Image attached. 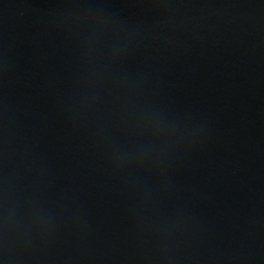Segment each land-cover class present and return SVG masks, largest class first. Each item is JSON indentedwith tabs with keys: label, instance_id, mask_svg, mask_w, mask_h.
I'll return each instance as SVG.
<instances>
[{
	"label": "water",
	"instance_id": "1",
	"mask_svg": "<svg viewBox=\"0 0 264 264\" xmlns=\"http://www.w3.org/2000/svg\"><path fill=\"white\" fill-rule=\"evenodd\" d=\"M0 264H264V0H0Z\"/></svg>",
	"mask_w": 264,
	"mask_h": 264
}]
</instances>
